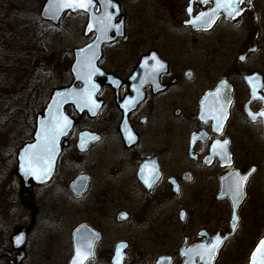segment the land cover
I'll return each instance as SVG.
<instances>
[{"label": "flooded vegetation", "instance_id": "1", "mask_svg": "<svg viewBox=\"0 0 264 264\" xmlns=\"http://www.w3.org/2000/svg\"><path fill=\"white\" fill-rule=\"evenodd\" d=\"M111 1L120 10L111 20L113 40L87 52L80 76L71 72L74 52L97 34L88 28L89 15L77 13L84 16V43L68 55V74L53 91L74 85L90 99L64 108L72 127L48 182L25 183L15 170L25 222L12 236L21 230L22 247L15 250L11 236L12 250L0 262L117 264L119 253V264H235L244 255L249 264L264 238V225L250 230L243 220L251 189L264 194V125L247 114L264 110V57L251 58L264 51V35L254 33L259 41L252 44L246 17L255 0L248 8L242 0L239 14H221L209 28L199 18L211 1L160 0L147 6L144 20L125 13L121 0ZM126 1L138 8L139 0ZM121 20L123 35L115 38ZM153 56L164 65L155 73ZM252 89L259 98L252 99ZM34 132L35 122L22 146ZM217 141L228 142L230 159L217 154L219 147L213 152ZM237 173L248 180L235 222L226 194ZM217 236L210 261L194 251Z\"/></svg>", "mask_w": 264, "mask_h": 264}, {"label": "rangeland", "instance_id": "2", "mask_svg": "<svg viewBox=\"0 0 264 264\" xmlns=\"http://www.w3.org/2000/svg\"><path fill=\"white\" fill-rule=\"evenodd\" d=\"M44 2L0 0V256L12 250L10 238L25 222L21 184L15 174L17 149L28 139L30 127L59 78L68 74V55L84 43V16L66 14L54 27L39 18ZM121 2L125 13L135 18L139 12L144 20L149 14L147 6L160 0H139L135 11L128 1ZM246 17L251 19L252 44H257L255 34L264 35V0H255ZM251 56L264 57V51ZM259 194L251 189L243 213L250 230L264 225V194ZM246 258L237 257L231 263L245 264Z\"/></svg>", "mask_w": 264, "mask_h": 264}, {"label": "water", "instance_id": "3", "mask_svg": "<svg viewBox=\"0 0 264 264\" xmlns=\"http://www.w3.org/2000/svg\"><path fill=\"white\" fill-rule=\"evenodd\" d=\"M208 1L213 2V7H212V9H210L209 11L206 12V14H211V16L205 15L203 18V20H204L203 27H206V28H209L215 22V20L217 19V17L221 13H223L227 18H233L236 14H238L241 11L240 10L241 7L239 6V3L241 0H236V3H235L236 11L233 13L232 16H229L228 12L223 8H221L219 11H214L216 9V0H208ZM244 1H245V5L247 7L250 6V0H244ZM107 2H108V0H97V3L101 7V12L99 14H95L93 11V7L96 4L93 0H92V7L88 8L87 11H85L83 9H77L74 11L71 8H63L58 14L54 15L53 9L49 8L50 0H46L45 3L43 4L41 10H40V14H39L40 19L45 21V22L52 23L55 26H57L60 23L63 16L67 12H70L72 14H75L78 12H83V13H87L89 15L90 24L88 25V28L91 27L95 30V32L97 34V38L91 46L75 50V52H74L75 60H74V63L72 64V67H71V72L75 76H80V75L84 74V70L86 69V66H87V62H86L87 52L94 51V50L96 52H98V51H100V48H101L103 43L111 42L113 40L110 38V30L109 29L111 27H107L105 29V25H100L98 27L96 26V23L97 24H98V22L100 23L101 20H104L106 23L107 22L106 17L108 14H110L112 16V20L120 15V10H119L118 4H116L115 2L110 0V3L112 6L106 7ZM122 20H123V17H122ZM122 20H121V23L119 25L114 26V29L116 32L115 38L120 36L119 35L120 33L123 35V33H122V29H123ZM209 20H211V23H208ZM199 21H200V18H199ZM257 92L258 91H254V89H253L252 95L255 96V94ZM85 97L86 96H85L84 90L76 91L74 89V85H72L69 88L53 92L43 114H40L36 117L33 142L25 144L18 151V154H17V163L18 164H17L16 174L20 177V179L23 182L31 183V184H43V183L48 182L51 179L53 172H54L55 163H56V160H57V157L59 154L60 142L64 137H66L68 135V133L71 129V126H72L71 120L64 113V108L69 104H74L75 106H77L80 102H82V100ZM263 103H264V99H263ZM57 107L59 108V112L63 116L67 117L68 120L71 122V124H70L66 134L59 135L55 141L54 146H53L50 142H46L44 140L43 133H42V125L46 127L49 124V122L52 120V118L57 113ZM223 112L224 113L222 114V118H226L227 117V114H226L227 106L224 107ZM262 113H264V111ZM247 114L252 117L250 112H247ZM261 114L259 115V117L262 118V121L264 124V115H261ZM47 148H54V154H53V152L45 151ZM34 152H43L45 155L51 156V170L48 171L46 175L43 173L42 170H37L36 172H33L32 170L29 169V167L26 163V160ZM242 177H244V176H242ZM247 180H248V176H247ZM247 180L243 183L242 195L239 196V199L235 203L233 201V193L230 192V193L226 194V196L229 197L231 204H232V220L235 222H237L239 220V217L237 215V210L245 198V188H246ZM234 218H235V220H234ZM262 240H264V238ZM11 241H12L13 248L15 250L21 249V247H22L21 230L15 231V234L12 236ZM260 242L256 246L255 250L252 253L250 264H252V258L254 255H256L257 260L260 259V253L257 252V249L260 246ZM262 251H264V250H262ZM18 257H19L18 259H20L21 255Z\"/></svg>", "mask_w": 264, "mask_h": 264}, {"label": "snow or ice", "instance_id": "4", "mask_svg": "<svg viewBox=\"0 0 264 264\" xmlns=\"http://www.w3.org/2000/svg\"><path fill=\"white\" fill-rule=\"evenodd\" d=\"M207 2L208 0H201V3H207ZM235 3L236 0H216V9L214 11H219L221 8H223L228 12L229 16H232L233 13L236 11ZM111 6L112 5L110 3V0H108V2L106 3V7H111ZM90 7H92V0H50V4H49V8L53 9L54 15L58 14L63 8H71L74 11L77 9H83L87 11L88 8ZM189 12L191 13V9H189ZM205 15L211 16V14L201 13L199 22L201 23L204 22L203 18ZM106 19H107V24H105L104 20L100 21L101 24L105 25V29L107 27H111L112 16L108 14ZM196 23H198V21H193V24ZM208 23H211V20H209ZM151 59L153 61H156V64L158 65V68H152V71L154 73L164 68V65L160 63L158 60H156L155 56L151 57ZM90 79H91V73H89L85 77V82L89 83ZM91 87L93 90L95 89V85H92ZM84 99H85V103H87V100L90 99V95L86 96ZM261 115H264V113H262ZM70 124L71 122L68 120V118L63 116L59 112V108L57 107V113L49 122V124L46 127L42 125V133L44 140L46 142H50L54 146L58 136L66 134ZM216 130L219 131V125H217ZM129 138L134 139L133 137H129ZM227 143L228 142L225 141L224 144L221 145V143L217 141L213 147L214 153H216L217 147L221 149V152L217 154L221 155L222 159L225 158L230 159V157L227 156V153L225 151ZM45 151L53 152L54 154V148H47ZM26 163L29 169L32 170L33 172H36L37 170H42L43 173L46 175L47 172L51 170V156H47L43 152H34L30 157H28ZM147 167L148 165H145V168ZM252 171H255V169H253ZM236 176L238 177V180L234 184L229 185V191L233 193L234 203L239 199V196L242 195V186L243 183L247 180V176L240 177L238 173L236 174ZM145 183H149V182L145 180ZM149 187H151L150 183H149ZM233 226L235 227V223ZM220 243H221V238L217 236L214 244H211L210 246L200 245L199 248L194 251L200 254L202 258H203V254L207 253L210 261ZM201 250L203 251L201 252ZM262 250H264V240L260 242V246L257 249V252L260 253V259L257 260L256 255H254L252 258V264H264V251ZM77 255L78 256L80 255L79 249L77 250ZM117 264H119V253H118Z\"/></svg>", "mask_w": 264, "mask_h": 264}]
</instances>
